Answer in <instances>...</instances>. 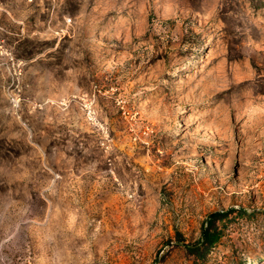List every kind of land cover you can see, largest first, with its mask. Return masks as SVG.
<instances>
[{"label":"rangeland","instance_id":"374dc122","mask_svg":"<svg viewBox=\"0 0 264 264\" xmlns=\"http://www.w3.org/2000/svg\"><path fill=\"white\" fill-rule=\"evenodd\" d=\"M0 264H264V0H0Z\"/></svg>","mask_w":264,"mask_h":264},{"label":"trees","instance_id":"16d2710c","mask_svg":"<svg viewBox=\"0 0 264 264\" xmlns=\"http://www.w3.org/2000/svg\"><path fill=\"white\" fill-rule=\"evenodd\" d=\"M233 211L232 209H229L227 211L223 212H213L208 216V219L206 221V226L203 227L201 231L200 238L197 240L198 247L195 249H190L189 251L198 257H201V255L208 250L211 246H213L217 241H219L221 237V231L217 229V227L214 225L215 222H220L226 219L229 215V213ZM239 211H242V209H239ZM197 251H201L197 252Z\"/></svg>","mask_w":264,"mask_h":264},{"label":"bare ground","instance_id":"6f19581e","mask_svg":"<svg viewBox=\"0 0 264 264\" xmlns=\"http://www.w3.org/2000/svg\"><path fill=\"white\" fill-rule=\"evenodd\" d=\"M239 115V114H238ZM260 132V131H259ZM219 138V137H218ZM220 139H222V138H220ZM217 170V169H216ZM223 171H221V170H219L217 173H219V176H223V175H225L224 173H222ZM210 176H212V173H210V171L208 172V177H210ZM210 181V180H209ZM219 181V180H218Z\"/></svg>","mask_w":264,"mask_h":264}]
</instances>
